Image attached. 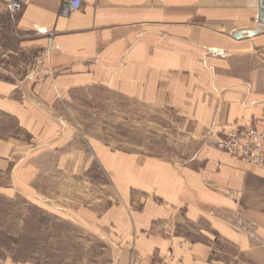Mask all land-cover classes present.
<instances>
[{
  "label": "crops",
  "instance_id": "obj_1",
  "mask_svg": "<svg viewBox=\"0 0 264 264\" xmlns=\"http://www.w3.org/2000/svg\"><path fill=\"white\" fill-rule=\"evenodd\" d=\"M10 1L0 199L44 198L104 246L97 264H264V166L214 146L237 126L264 130L260 0ZM87 90L137 107L168 152L77 136L61 107Z\"/></svg>",
  "mask_w": 264,
  "mask_h": 264
},
{
  "label": "rangeland",
  "instance_id": "obj_2",
  "mask_svg": "<svg viewBox=\"0 0 264 264\" xmlns=\"http://www.w3.org/2000/svg\"><path fill=\"white\" fill-rule=\"evenodd\" d=\"M10 49L8 38L0 37V65L19 60L12 57ZM72 95V100L61 108L63 120L77 136L103 139L112 146L155 155L168 152V132L148 122L138 125L137 107L132 104L113 100L100 91H76ZM122 109L129 110L130 117L127 113L122 116ZM145 112L152 122L157 119L160 124V115ZM30 201L24 197L0 199V264H97L94 258L103 252L102 244L90 245L87 232L45 212L44 198L36 201L39 207Z\"/></svg>",
  "mask_w": 264,
  "mask_h": 264
},
{
  "label": "built area",
  "instance_id": "obj_3",
  "mask_svg": "<svg viewBox=\"0 0 264 264\" xmlns=\"http://www.w3.org/2000/svg\"><path fill=\"white\" fill-rule=\"evenodd\" d=\"M28 0H11L9 6L20 11ZM81 0H63L70 10L81 6ZM214 146L236 158L264 166V130L256 125L237 126L215 139Z\"/></svg>",
  "mask_w": 264,
  "mask_h": 264
},
{
  "label": "water",
  "instance_id": "obj_4",
  "mask_svg": "<svg viewBox=\"0 0 264 264\" xmlns=\"http://www.w3.org/2000/svg\"><path fill=\"white\" fill-rule=\"evenodd\" d=\"M264 21V0H260V13H259V22Z\"/></svg>",
  "mask_w": 264,
  "mask_h": 264
}]
</instances>
